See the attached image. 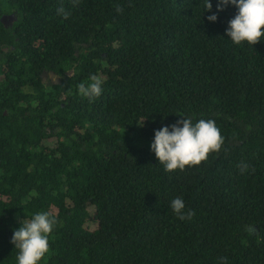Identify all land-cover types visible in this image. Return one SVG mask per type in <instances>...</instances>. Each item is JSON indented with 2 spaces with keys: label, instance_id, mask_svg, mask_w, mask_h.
<instances>
[{
  "label": "trees",
  "instance_id": "16d2710c",
  "mask_svg": "<svg viewBox=\"0 0 264 264\" xmlns=\"http://www.w3.org/2000/svg\"><path fill=\"white\" fill-rule=\"evenodd\" d=\"M204 11V0H0V44L13 47L0 59V264H16L13 232L42 211L58 224L40 264H264V39L235 46L236 9L215 23ZM42 70L74 77L45 87ZM92 76L103 91L90 101L78 88ZM183 116L214 120L224 144L166 173L150 144ZM177 197L190 221L173 214Z\"/></svg>",
  "mask_w": 264,
  "mask_h": 264
},
{
  "label": "clouds",
  "instance_id": "9594fccd",
  "mask_svg": "<svg viewBox=\"0 0 264 264\" xmlns=\"http://www.w3.org/2000/svg\"><path fill=\"white\" fill-rule=\"evenodd\" d=\"M205 11L212 12L211 0H204ZM232 6L235 15L229 20L225 35L233 45L252 47L264 39V0H217L216 12L208 15L207 20L215 23L217 13ZM65 19L68 13L63 12ZM102 80L92 76L86 83L79 85V94L90 101L102 95ZM224 144L220 129L212 119L191 118L177 120L175 124L163 126L154 132L150 151L154 153L159 165H163L166 173L177 170L184 171L187 167H195L205 162L210 153H218ZM247 165L242 166V171ZM170 208L174 215L182 221H190L194 212L185 211L181 197L171 201ZM58 220L47 211L37 212L30 219H24L21 226L13 232L11 243L18 250L16 264H40L49 253V238ZM221 264H227L222 259Z\"/></svg>",
  "mask_w": 264,
  "mask_h": 264
},
{
  "label": "flooded vegetation",
  "instance_id": "af4514ba",
  "mask_svg": "<svg viewBox=\"0 0 264 264\" xmlns=\"http://www.w3.org/2000/svg\"><path fill=\"white\" fill-rule=\"evenodd\" d=\"M3 16H9V15H3ZM14 20H15V17H13V18L6 17L3 19L4 23L2 22V20H1V22L3 24H5L4 25L5 28H11L12 27V21H14ZM14 42H17V39H15ZM9 50H13V47L10 45H7V44H0V59L2 57L3 52L9 51ZM64 75H66V77H68V78H72V77H74V70H70L68 72H63L62 76L54 73L53 71L42 70L41 73L39 74V79H40V83L42 85H44L45 87H54V86H60L61 85ZM1 81H2V76L0 75V89L2 87ZM23 89L25 92H28V93L34 92L33 88H31V87L25 86ZM61 105H63V104H61ZM3 114H5V112Z\"/></svg>",
  "mask_w": 264,
  "mask_h": 264
},
{
  "label": "water",
  "instance_id": "95a60500",
  "mask_svg": "<svg viewBox=\"0 0 264 264\" xmlns=\"http://www.w3.org/2000/svg\"><path fill=\"white\" fill-rule=\"evenodd\" d=\"M6 17L13 18V17H14V15H9V16H2V17H1V20H2V22H3V19H4V18H6ZM3 23H4V22H3ZM4 25H5V24H4Z\"/></svg>",
  "mask_w": 264,
  "mask_h": 264
}]
</instances>
